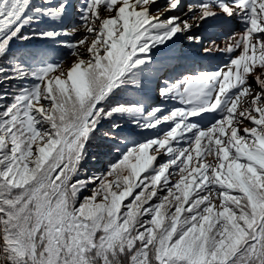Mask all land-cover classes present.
<instances>
[{
  "label": "snow or ice",
  "instance_id": "6c2138e0",
  "mask_svg": "<svg viewBox=\"0 0 264 264\" xmlns=\"http://www.w3.org/2000/svg\"><path fill=\"white\" fill-rule=\"evenodd\" d=\"M0 264H264V0H0Z\"/></svg>",
  "mask_w": 264,
  "mask_h": 264
}]
</instances>
